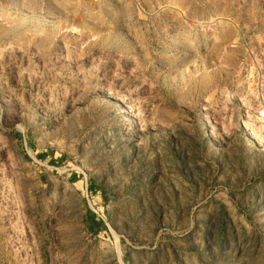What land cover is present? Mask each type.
Masks as SVG:
<instances>
[{
    "label": "rangeland",
    "instance_id": "obj_1",
    "mask_svg": "<svg viewBox=\"0 0 264 264\" xmlns=\"http://www.w3.org/2000/svg\"><path fill=\"white\" fill-rule=\"evenodd\" d=\"M0 264H264V0H0Z\"/></svg>",
    "mask_w": 264,
    "mask_h": 264
},
{
    "label": "trees",
    "instance_id": "obj_2",
    "mask_svg": "<svg viewBox=\"0 0 264 264\" xmlns=\"http://www.w3.org/2000/svg\"><path fill=\"white\" fill-rule=\"evenodd\" d=\"M222 214L224 219L221 223L220 238L223 241L227 237L228 238L231 237L233 229H232V225L228 220V215L224 212V210H222Z\"/></svg>",
    "mask_w": 264,
    "mask_h": 264
}]
</instances>
